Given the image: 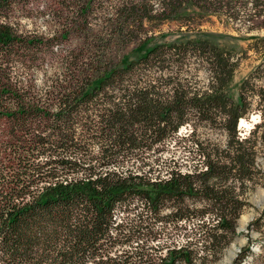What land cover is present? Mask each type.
<instances>
[{"label": "trees", "instance_id": "1", "mask_svg": "<svg viewBox=\"0 0 264 264\" xmlns=\"http://www.w3.org/2000/svg\"><path fill=\"white\" fill-rule=\"evenodd\" d=\"M9 4L0 0V264H206L219 257L238 235L246 192L264 174L256 162L264 154V36L231 47L190 35L114 64L68 61L33 92L9 72L13 64L28 67L23 56L42 38L18 34L4 20ZM206 4L232 9L227 19L247 23L248 33L264 23V0H154L155 7L129 0L119 9L137 23L170 21L190 31L202 23L195 9ZM247 5L255 10L241 15ZM194 60L207 73L202 87L185 73ZM251 113L260 119L242 135L238 122ZM185 124L193 125L187 139L197 162L158 169L157 148ZM198 125L219 128L224 144L196 137ZM247 227L261 235L259 252L244 245L233 264L247 256L264 264V205ZM178 229L182 242L173 238Z\"/></svg>", "mask_w": 264, "mask_h": 264}, {"label": "rangeland", "instance_id": "2", "mask_svg": "<svg viewBox=\"0 0 264 264\" xmlns=\"http://www.w3.org/2000/svg\"><path fill=\"white\" fill-rule=\"evenodd\" d=\"M128 1L10 0V4L2 12L5 13L4 20L10 23L18 34L26 37L37 36L42 38L43 42L36 51L26 52L27 54L23 56L31 60L27 68L21 69L12 63L14 66H10V76L20 80L24 89L39 92L45 79L65 72L62 66L68 61L74 60L83 65L101 58L103 62L114 64L136 56L153 43L182 39L190 35L208 36L231 47L243 45L248 35L264 36V27H258L260 24L264 26V23L260 21L252 23L253 31L248 33L247 23L232 25V21L227 19L226 16L232 9L214 8L209 4L203 9H195L202 16V23L195 30H186L185 26L179 27L178 23L170 21L161 24H156V21L137 23L129 16L126 17V11L119 9L121 4ZM138 1L146 7H149L151 2L153 7L156 6L154 0ZM84 5L87 8L80 13L79 10ZM254 10L247 5L238 11L245 15ZM147 38L150 40L141 45ZM15 57L17 56L14 55ZM253 63V56L242 61L230 84L231 92L236 91L240 79ZM190 67V71L185 73L192 86H204L207 82V73L202 63L194 60ZM25 84L30 86L27 87ZM259 119L258 114L251 113L247 118L239 120L237 127L239 133L247 134ZM2 126L0 124V129ZM192 127L190 124L181 126L177 136L159 145L154 155L158 158V169L180 168L184 171L192 168L197 162L199 157H195L191 142L187 139ZM195 135L220 146L225 142L223 132L216 127L198 125ZM256 162L264 173V154L260 151L257 153ZM260 175L253 188L246 192L247 205L236 221L238 235L224 248L219 257L206 264H233L234 258L244 245H249L254 252H259L260 242L256 240L261 235L248 229L247 224L258 215L264 205V174ZM182 233L183 231L178 229L173 238L182 242ZM241 264H251L250 257L247 256Z\"/></svg>", "mask_w": 264, "mask_h": 264}, {"label": "bare ground", "instance_id": "3", "mask_svg": "<svg viewBox=\"0 0 264 264\" xmlns=\"http://www.w3.org/2000/svg\"><path fill=\"white\" fill-rule=\"evenodd\" d=\"M242 123V121H240Z\"/></svg>", "mask_w": 264, "mask_h": 264}]
</instances>
